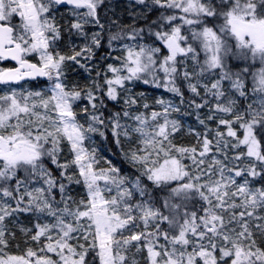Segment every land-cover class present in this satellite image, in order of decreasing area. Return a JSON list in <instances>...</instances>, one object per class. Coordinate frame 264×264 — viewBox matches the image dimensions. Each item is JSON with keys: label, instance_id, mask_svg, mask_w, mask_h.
<instances>
[{"label": "snow or ice", "instance_id": "snow-or-ice-1", "mask_svg": "<svg viewBox=\"0 0 264 264\" xmlns=\"http://www.w3.org/2000/svg\"><path fill=\"white\" fill-rule=\"evenodd\" d=\"M137 2L147 7L145 0ZM151 2L161 8L178 9L184 14L179 17L162 14V19L171 25L166 31L149 28L167 54H162L161 47L152 44L125 45V55L117 58L121 60L120 66L108 65L107 70L112 76L105 75L103 85L95 83L94 90L82 92L77 88L66 90L60 79L62 65L66 60L79 63L77 57L85 52L90 56L91 47L85 46L70 56L62 55L55 48L60 39V28L54 17L49 19L43 14L54 5H70L72 14L77 17L71 28L83 34L89 18L99 24L97 8L103 0H0V60L11 59L18 65L0 70V84L10 85L37 76L55 78L56 81L48 96L39 91H29L25 95L15 89H11L10 94L0 95V245L7 246L6 218L17 211L34 210L55 217L56 223L37 225L38 231L31 240L39 242L45 236L49 242L39 251L46 249L55 253L62 264H86L85 257L90 249L95 252V257L87 264H94L96 257L99 264H142L138 257L144 250L147 252V257L142 258L145 264H264V247L258 243V239L264 240V215L258 212L264 209V186L256 187L249 179L264 177V148L257 135V130L264 134V68L253 76L252 91L260 94L258 101L241 110L234 94L247 97L244 73L248 68L233 72L226 63L232 56L243 60L259 59L264 64V0ZM79 9L87 11L81 13ZM14 14L22 21L18 26L11 24ZM207 18L223 19L221 34L204 23ZM177 19L182 23L172 24ZM197 24H204L200 31L191 27L189 30L191 40L201 44L203 61L189 37L182 34L184 25ZM143 31L132 28L128 38L135 41ZM226 37L235 39L236 51L227 43ZM121 38L116 34L111 40ZM91 43L99 47L98 33L93 35ZM32 54L39 57V66L26 58ZM158 54H162V59ZM212 76L215 79L210 83L204 82ZM126 81L163 87L180 96L182 103L183 93L178 82H187L189 91L195 96L201 95L200 88L204 90L203 103L191 102L197 109L209 106V96L216 101L210 107L213 114L207 119L217 118L215 113L231 116V119L218 117V124L226 128V133L217 130L209 139L206 132L199 141V151L196 147L173 144L171 137L179 131L180 125L178 121L170 120L169 115L179 109L169 101L157 99L162 111H152L150 116L125 110L123 117L134 124H122L119 113L111 117L116 142L119 144L123 136L137 145L128 153V158L141 166L143 177L161 191H167L163 201L167 214L155 206L152 193L140 177L130 179L120 175L114 166L97 169L95 150L84 147L88 134L99 131L96 125L105 123L102 114H96L97 101L103 104V100L95 91L106 85L103 94L110 100H117V88L128 91ZM82 97L91 105V111L88 107L81 109L85 113V123L77 119L78 113L74 110L75 102ZM124 103L130 108L137 101L128 96ZM143 107L147 109L149 105L145 103ZM200 123L205 121L200 120ZM237 124L243 130L242 137L233 127ZM200 135L197 133L198 137ZM64 141H67L73 158L61 163L59 155ZM213 147L223 159L213 155L205 167V158ZM242 148L245 150L241 151ZM229 151L234 154L229 156ZM45 158L61 169L60 176L69 184L83 183L85 195L77 200L64 183L58 184L56 177L45 167ZM185 158L192 161L191 166L183 163ZM73 166L79 171L78 177L68 174V169ZM21 172L23 176L19 175ZM226 172L234 175L226 176ZM216 174L220 178L213 180L211 177ZM204 176L209 179L201 182ZM237 177H243V181L238 182ZM36 178L42 179L47 187H30ZM173 181L177 184L170 187ZM57 187L60 192L58 203L63 207L53 205L55 197L51 193ZM137 194L141 199H136ZM196 197L207 204L202 216L187 210L188 203ZM22 204L26 206L22 208ZM164 223H167L166 229L162 227ZM141 224L142 229L136 231ZM52 229L59 232L54 241L49 234ZM73 233H81L85 241L91 237V243L88 247L79 244L81 250L77 251L68 242L77 238ZM33 257H36L35 261ZM227 258H231L230 261ZM0 264L57 262L45 255L38 256L36 251L28 248L25 255H8L6 258L0 255Z\"/></svg>", "mask_w": 264, "mask_h": 264}, {"label": "rangeland", "instance_id": "rangeland-1", "mask_svg": "<svg viewBox=\"0 0 264 264\" xmlns=\"http://www.w3.org/2000/svg\"><path fill=\"white\" fill-rule=\"evenodd\" d=\"M44 2H47V0H44ZM145 5H141L137 2V0H103V3H101L97 8V17L96 19L99 20V24H96L92 21V18H89L90 22L85 24L83 27V34H80L79 39L71 42L69 45V52L68 53H62L58 48V43L56 42L55 48L57 51H59L62 55L70 56L73 55L74 51L78 52L85 46L91 47V55L87 52H85L82 56L77 57V60L79 63L71 60H66L64 64L62 65L63 69V75L61 76V82L65 85L66 90H70L72 88H77L78 90H81L82 92H86L87 90L93 89L94 90V84L99 83L101 85L104 84V76L107 75L108 77L112 76V73L107 70L108 65L112 64L114 66H120L121 60L117 58H122L125 55V45H132V44H152L153 46H159L162 49V54H167V50L163 48V45L160 41L155 39V36L153 35V41H145L146 37L141 34L137 37L135 41L130 40L128 38V33L131 32L130 26L136 23L139 20H145L149 16V13H154V21H156L157 28L155 31H161V30H168L171 25L167 24L166 21L162 19V14L164 16L175 14L178 17L180 15H184L180 12L178 9H166L161 8L157 5L152 4L151 0H145ZM60 7L58 5H54L52 9L48 13H44V16H47L49 19H52L54 17V22L58 23V18H62L65 22L70 23V26L72 23L76 22L77 17L72 14L71 7ZM58 10V11H56ZM81 13L87 11L86 9H79ZM156 18H158V23ZM22 23L21 18L18 14H14L11 20V24L13 26H18ZM182 21L179 19L172 22V24H181ZM161 25H163V28H161ZM102 26V27H101ZM190 27L196 29L197 25L188 26L184 25L182 28V34L187 35L189 37V42L193 44V46L196 48L198 54L201 53L202 56H204V52L201 50V44L199 41H192L191 40V33H190ZM75 30V29H74ZM214 30V29H213ZM77 31V30H75ZM78 32V31H77ZM99 34L100 38V45L97 47L95 44H92V37L94 34ZM120 34L122 37L121 39L117 40H111V37L113 35ZM218 34V33H217ZM145 38V39H144ZM111 41V42H110ZM153 42H155L153 44ZM162 54L160 55V58L162 59ZM26 58L35 61L39 63V57L36 54H32L27 56ZM200 59V58H199ZM204 59V58H203ZM202 59V60H203ZM189 65L191 66L192 62L188 61ZM6 68L5 63L0 62V70H3ZM95 69H100V75L98 76L95 72ZM123 74H127L126 72ZM159 75L162 77L163 73H159ZM98 77V78H97ZM212 79H215V76L210 77L208 80H205L204 82L210 83ZM55 78L50 80L48 77L45 79L44 82H26L21 84H10V85H4L0 84V95H3L5 93L10 94L11 89H15L17 92H21L23 94H27V92L32 91L36 92L39 91L43 95L48 96L51 95V89L55 83ZM227 83V82H226ZM187 84V82H186ZM125 88L128 91H124L120 88H117V91L119 93L117 100H112L113 103H116L119 105V109L112 112L111 116L107 119L108 125L110 128V131L112 132V125H111V117L115 114L119 113L121 116V123L122 124H134L135 122L123 117V112L125 110L129 111L133 114L138 113H144L145 115L150 116V113L152 111H162L161 105L156 103L157 99H163L165 101L171 102L173 105H175L179 111H172L169 115L170 120H176L178 121L180 125L179 131L173 134L171 137L173 144H175L177 147L183 146V147H196L198 151L200 150V143L199 141L202 140L203 134L207 132L209 139H212L215 136V132L217 130L225 132L226 128L223 125L218 124V117L223 116L226 119H231V116H225L223 113H215L214 115L217 118L214 119H207V117L211 114L210 107L215 104V100L212 97H207L209 100V106H205L203 108H200L199 110L195 109L193 105H190L192 110L190 113L186 114L182 108L181 105V99L180 97H177L174 93L166 91L163 87L157 88L154 87L152 84H144L142 81H126L125 82ZM107 86L105 85L103 87L102 91L103 93L106 92ZM247 90V97H239L238 94H234L237 99V105L238 108L243 110L247 107L249 103H253L254 101H258L259 93H254L252 89H246ZM95 91V94L99 97V92ZM200 92L204 96V90L203 88H200ZM142 94V95H141ZM131 96L134 99H136L137 103L132 105L130 108L124 103L125 99ZM147 103L149 107L145 109L143 105ZM203 103V101L201 102ZM255 106V104H254ZM88 107L89 111H91V105L85 98H81L80 100L76 101L74 104V110L78 113L77 119L81 123H85V113L81 111L82 108ZM97 115H101V118L104 120L105 115L102 113L100 109L99 100L97 101ZM200 120H204L205 123L201 124ZM160 122H163V118H160ZM105 125V123L103 124ZM103 125H96V127L99 129V131L94 133H89V138L84 141V147L87 148L89 151L95 150V155L97 157L98 163L95 165L97 169L99 168H108L109 166H114L117 169H119L120 175L127 176L130 179H135V177L132 176L131 172L127 168L126 164H122L116 160H114L108 151L103 149V144L101 140L104 137V126ZM85 126H87L85 124ZM237 130V135L242 137L243 136V130L239 128V125L233 126ZM101 132L103 135H101ZM197 133H200L201 135L198 137ZM113 135V133H112ZM113 141L116 143V149L119 151L120 155L123 157L124 161L129 163L132 167L138 169L141 171V166L139 164H134L129 158L128 153L135 148L137 145L136 143L129 142L127 139H125L123 136L120 137V143L118 144L116 142V138L113 136ZM241 151L245 149H240ZM234 152L229 151V156H232ZM178 155V154H177ZM215 155L218 159H223V156L220 153H217L215 150V147H213V150L211 153L208 154L206 159V165L207 162H209L212 158V156ZM73 158V154L69 150V146L67 144V141H64L62 144V151L59 155V160L61 163H64L67 160H71ZM183 163L186 165L191 166L192 161L185 158L183 160ZM226 163H228L226 161ZM150 166V165H149ZM231 167L232 165L229 164ZM46 167V166H45ZM47 168V167H46ZM50 170V169H49ZM259 170V168H258ZM61 171V169H60ZM68 174H74L75 176H79L78 169L73 166L68 169ZM53 175V172H52ZM226 176L228 175H234V173H225ZM213 180L219 179V175H213L211 177ZM208 176L202 177L201 182H204L208 180ZM238 182L243 181V177H237L236 178ZM250 180H252V183L256 187L264 186V177L257 176L254 180L249 177ZM101 186H103V181L100 182ZM65 185L68 189H70V194L75 197L77 200H79L82 196L85 195L86 189L83 185V183L76 184L71 183L69 184L68 181H65ZM30 187H47L43 180L40 178H36L33 180ZM51 195L55 197V200L53 201V205L63 207L62 204H59L60 201V192L58 187L54 188L52 190ZM199 198V197H198ZM27 199V198H26ZM136 199H141L139 195L137 194ZM239 202V201H238ZM13 203V207H15V202ZM26 204H22L21 207H25ZM207 207V204L200 200L197 204V207L195 210L197 212L198 216L204 215L203 208ZM164 214H167V209H163ZM192 211V210H191ZM190 211V212H191ZM239 211V210H237ZM260 215H264V209L258 210ZM56 223V219L53 216L48 215L46 212L40 213L36 211H17L13 214L12 217L6 218L5 225H6V232H5V239H11L14 236V233L16 230H18L21 234V238L24 240H27V238H30L32 235H34L37 231V225L43 226L45 224H48L49 226L54 225ZM143 225H140V228H137L136 231H140L142 229ZM22 229L28 230L27 232L22 231ZM53 237V241L58 237L59 232L58 229H52L49 233ZM128 233L125 232V235ZM74 237H77L76 239H71L68 242L72 244L74 247H76L77 251H80L81 249L78 247L79 244H84L85 247H88V245L91 243V237H89L88 241H85L81 237V233H73ZM264 240H259L258 243L263 242ZM49 241L45 236H42L39 240V242L34 241V243L40 248L44 247ZM163 239L161 238V243H163ZM91 250V249H90ZM39 251V250H38ZM134 251V249H133ZM189 251H191V248H189ZM41 255H45L47 257H50L53 261H56L57 264H62L60 262V258L58 255L52 252H47L45 249L44 252H41ZM65 254L66 250H65ZM95 254V252H94ZM217 256H219V252H217ZM147 257L146 250L143 251L141 254L142 264H145V261L142 258ZM76 258V257H74ZM97 262L95 264H99V259L96 257ZM229 261L231 258H227ZM202 264V262H200ZM223 264V262H221Z\"/></svg>", "mask_w": 264, "mask_h": 264}, {"label": "trees", "instance_id": "trees-1", "mask_svg": "<svg viewBox=\"0 0 264 264\" xmlns=\"http://www.w3.org/2000/svg\"><path fill=\"white\" fill-rule=\"evenodd\" d=\"M61 9V8H59ZM58 11V10H56ZM149 16L145 20H139L133 25L130 26V31L132 28L136 29H143L144 31L141 33L143 37L145 36L146 39L145 41H153V35L150 34L149 28H151L153 31L157 28L156 21H154V13H149ZM157 23H158V18H156ZM155 22V23H153ZM208 27H212L214 31H216L218 34L220 33V26L223 24V19L222 18H207L204 22ZM57 25L60 28V39L57 41L58 48L62 53H68L69 52V45L71 42H74L79 39L80 33L75 31L74 29L71 28L70 23L65 22L62 18H58V23ZM204 24H197V28L195 29L196 31H200ZM227 43L232 47L233 51H236L235 49V39L231 37H226ZM199 58L201 61L204 58L201 53H199ZM0 62L5 63L7 66L9 62L0 60ZM226 63L228 67L233 71V72H240L244 68H248V72L244 73V81H245V88L246 89H253L254 86V81H253V76L254 74L258 73L261 68H264V64L260 62L259 59L256 60H243L240 59L239 57H232L229 56L226 60ZM96 73H100V69H95ZM98 78V77H97ZM45 80H38V81H33V82H44ZM178 86L181 87V91L183 93V103L181 102L182 108L186 114L190 113L192 108L190 105H193L191 102L194 100L196 103H201L203 100L201 97H203V94L201 93L200 96H195L193 93H191L187 87L186 82H178ZM99 97L102 98L103 104H100V109L102 113L105 115L104 122V137L101 140L103 144V149L108 151L110 156L120 162L124 163L127 165V168L131 172L133 177H140L142 180V183L147 186L148 191L152 193V196L154 198V203L155 206L160 208L162 212L164 207H163V201L164 198L168 195L167 191H161V189L157 188L152 184L151 181H148L146 177H143L141 175V171L132 167L129 163L124 161L123 157L120 155L119 151L116 149V143H114L113 135L112 132L110 131L108 121L107 119L111 116L112 112L116 111L119 109V105L116 103H113L112 100L108 99L106 95L103 94L102 91L99 92ZM180 97V96H177ZM181 99V97H180ZM194 106V105H193ZM195 109H197L194 106ZM200 109V108H199ZM197 109V110H199ZM257 135L258 139L261 140L262 148H264V134H260L259 131L257 130ZM45 166L50 169L51 172H53V176L56 177L57 183H64L66 179L62 178L60 176V169L56 167V165L51 163V160L45 158ZM19 175L23 176L24 173H19ZM177 182L173 181L170 185V187H175ZM200 199L196 197L193 201L188 203V208L187 210L190 212L191 210H195L197 207V204L199 203ZM163 228H167V223L162 224ZM261 247H264V241L259 243ZM0 248L3 249V252L0 253V255H4L5 258L8 255L12 256H20V255H25L26 251L28 248H32L33 251L37 252V255L40 256L42 253L39 250V247L34 243V241L31 240L30 238H27V240H24L21 238V234L18 230L15 231L14 236L11 239L7 240V246L0 245ZM93 257H95L94 251L89 250L87 253L85 260L86 264L89 261H93ZM36 257H33L32 260L35 261ZM97 262V259L95 258L94 264Z\"/></svg>", "mask_w": 264, "mask_h": 264}, {"label": "water", "instance_id": "water-1", "mask_svg": "<svg viewBox=\"0 0 264 264\" xmlns=\"http://www.w3.org/2000/svg\"><path fill=\"white\" fill-rule=\"evenodd\" d=\"M60 6H70V5L64 4V5H60ZM6 60L13 61V60H11V59H6ZM14 62H15V61H14ZM29 62H30V63H36V62L30 61V60H29ZM36 64L39 66L38 63H36ZM15 67H18V65H17V66H14V67L6 68V69H4V70L11 69V68H15ZM45 78H47V77H46V76H37V77H35V78H25L24 80H21L20 82H24V81H34V80H36V79H45ZM20 82H19V83H20ZM13 84H17V83H13Z\"/></svg>", "mask_w": 264, "mask_h": 264}, {"label": "flooded vegetation", "instance_id": "flooded-vegetation-1", "mask_svg": "<svg viewBox=\"0 0 264 264\" xmlns=\"http://www.w3.org/2000/svg\"><path fill=\"white\" fill-rule=\"evenodd\" d=\"M8 65H9V66H16L17 63H15V62H10Z\"/></svg>", "mask_w": 264, "mask_h": 264}]
</instances>
